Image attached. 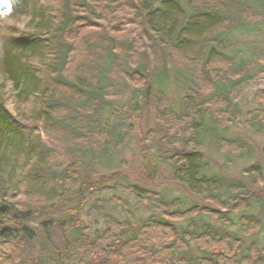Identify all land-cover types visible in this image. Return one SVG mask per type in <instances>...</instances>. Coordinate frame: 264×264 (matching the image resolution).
<instances>
[{
  "label": "trees",
  "instance_id": "1",
  "mask_svg": "<svg viewBox=\"0 0 264 264\" xmlns=\"http://www.w3.org/2000/svg\"><path fill=\"white\" fill-rule=\"evenodd\" d=\"M8 1L27 22L0 28V75L14 102L8 109L0 86V264H264L258 166L244 169L249 182H227L202 152L207 140L247 151L219 130L240 122L236 93L258 79L252 60L264 71V50L241 42L261 31L264 0ZM253 98L244 124L264 132V88ZM144 110L157 124L138 134L142 177L156 180L162 165L213 206L168 199L134 228L110 217L91 233L83 216L122 185L103 171ZM226 213L250 241L210 221Z\"/></svg>",
  "mask_w": 264,
  "mask_h": 264
},
{
  "label": "rangeland",
  "instance_id": "2",
  "mask_svg": "<svg viewBox=\"0 0 264 264\" xmlns=\"http://www.w3.org/2000/svg\"><path fill=\"white\" fill-rule=\"evenodd\" d=\"M11 5L8 0H0V28L15 27L17 30H22L27 22V16L22 15L18 19L11 17ZM261 31L252 35H246L241 39L250 41L255 40L258 51L264 50V24L260 25ZM240 40V39H239ZM239 42V41H236ZM241 42L239 44H241ZM259 63L252 60L250 70L256 73L258 79L256 81H247L237 91L239 105L241 106V115L239 123L230 124L226 129H221L220 134L225 138L240 139L247 145V151L240 154L229 153L217 146V142L207 140L202 147V152L205 161L209 164L212 172L222 176L227 182L244 181L249 182L250 175L244 173V169L250 165H257L260 171L259 180L261 185L256 189L259 193H264V132H256L249 129L245 124V112L253 107L258 106V103L253 98V94L257 89L264 88V71L258 72ZM171 74V86L169 97L178 100L180 91L177 86V77ZM0 86L5 92L8 100L5 102L8 109L13 110L14 102L10 98L11 85L9 81L0 75ZM135 120V119H134ZM133 120V121H134ZM135 125H133L132 139L126 146L120 147L113 151V158L109 169L103 171V174L110 175L113 172L120 175L122 185H119L115 191L106 192L105 195H99L104 200L97 201L99 208L92 212L91 216L84 214V223L89 227V231L93 233L95 230H101L106 226V220L110 217H116L119 220L126 221L131 227H136L140 222L145 220L149 215L157 211L156 206H163L162 202H168V199L178 198L183 202V206H187L192 202L213 206L209 201H205L195 194L191 193L185 186L174 182L169 175L166 167L160 165L161 174L154 181H146L142 174V145L139 142L138 134L143 133L148 129H153L157 122L155 121L152 112L144 110L137 117ZM250 177V178H249ZM129 184H137L146 187L148 186L154 195L148 200H138L129 190ZM145 184V185H144ZM252 188H254L252 186ZM161 199V200H159ZM157 204V205H155ZM101 209V212L98 211ZM261 208H259L260 211ZM103 211V212H102ZM260 213V212H258ZM107 215H109L107 217ZM223 216V214H222ZM210 221L216 225L225 228L227 231L237 232V234L250 241L238 222V215L235 213H226L223 221L217 218H210ZM264 231L257 235V240L262 241Z\"/></svg>",
  "mask_w": 264,
  "mask_h": 264
}]
</instances>
